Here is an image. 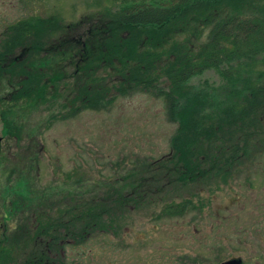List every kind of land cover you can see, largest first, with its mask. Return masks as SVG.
<instances>
[{"label": "trees", "instance_id": "1", "mask_svg": "<svg viewBox=\"0 0 264 264\" xmlns=\"http://www.w3.org/2000/svg\"><path fill=\"white\" fill-rule=\"evenodd\" d=\"M41 19L16 21L0 34L2 116L9 118L20 102L62 106L69 111L61 115L74 116L108 106L116 95L144 92L163 100L178 126L171 153L107 183L101 196L68 197L65 207L49 208L39 226L25 223L15 238L3 231L0 264H62L54 242L48 255L36 236L55 237L64 227L80 243L154 195L197 181L225 182L250 156L264 154V0H137L74 22ZM208 70L222 81L190 83ZM67 78L72 90L65 99L59 95ZM5 132L21 137L12 120L6 119ZM149 170L163 172L152 189L142 175ZM22 180L32 186L29 176ZM193 205L189 198L171 201L156 217ZM15 241L26 246L22 256H14Z\"/></svg>", "mask_w": 264, "mask_h": 264}, {"label": "rangeland", "instance_id": "2", "mask_svg": "<svg viewBox=\"0 0 264 264\" xmlns=\"http://www.w3.org/2000/svg\"><path fill=\"white\" fill-rule=\"evenodd\" d=\"M131 1L137 0H0V34L19 20L53 16L74 22ZM205 81L222 79L208 70L190 83L197 87ZM71 82L66 79L60 97L71 93ZM68 111L20 102L9 116L21 128L20 139L5 136L0 159V227L11 237L32 218H41V208L32 205L42 190L49 201L59 198L63 203L57 206L63 208L68 197L101 196L107 183L172 151L178 124L169 118L163 100L147 93L116 95L108 106L63 116ZM2 123L0 119V130ZM61 172L76 180L63 184L56 175ZM162 173H143L149 177L145 185L150 182L152 189ZM23 175L32 186L24 184ZM183 198L191 199L193 207L156 217L166 203ZM3 219H8L5 226ZM106 229L92 230L80 243L65 242L62 264H223L231 258L264 264V154L250 156L225 182L197 181L154 195L148 204L128 208ZM24 247L15 241L14 256H22Z\"/></svg>", "mask_w": 264, "mask_h": 264}, {"label": "flooded vegetation", "instance_id": "3", "mask_svg": "<svg viewBox=\"0 0 264 264\" xmlns=\"http://www.w3.org/2000/svg\"><path fill=\"white\" fill-rule=\"evenodd\" d=\"M21 52V49H18L15 53H16V55L17 56H19V57H21L20 56V54H17L18 52ZM19 52V53H20ZM27 54H28V52H26L25 54H24V57H26L27 56ZM17 56H14V58L16 59V57ZM23 57V56H22ZM22 57H21V59H22ZM12 59H13V57H12ZM4 64H6V63H4ZM5 106L3 105V106H1L0 105V119L2 120V128H1V130H0V137H1V140H0V159L2 158V155H3V152H2V141L4 140V138H5V136H12V137H14V138H16V136L13 134V135H10V134H7L6 132H5V129H6V119H8V120H12L11 118H6V117H4V116H2L1 115V111H2V109L4 108ZM14 109V108H13ZM12 122L14 123V124H16L15 122H14V120H12ZM17 139V138H16ZM1 161V160H0ZM56 175H57V178L58 179H61V178H64V173H56ZM27 176V175H26ZM40 199L39 200H37V202L35 203V205H32L33 206V209H34V207H40L41 208V211H40V216H41V218L40 219H44L47 215H48V213H49V205H50V203H51V206L53 207V208H55L56 206H57V204H58V201L60 200L59 198H57V199H55V200H53V199H51V200H53V201H49V198L51 197V196H49L48 195V193H45L44 192V190H42L41 192H40ZM60 202V201H59ZM11 214H9V216H10ZM32 216H35V213L33 212L32 214H31ZM38 218H32V220L31 221H28V222H30V225H34V228H36L37 226H39V223H38V220H37ZM8 219H6V220H4L3 219V226H5L6 224V221H7ZM23 222V219H21L20 220V224ZM76 226H77V224H76ZM3 231H5V230H3L2 229V227H0V238H1V233L3 232ZM7 232H8V229L6 230ZM42 231H44V229H42ZM18 231H15V233H17ZM55 233H56V236L55 237H49V235H46V234H44V235H40V236H36V240H39V241H41V242H44L45 243V252L49 255V253H51V255H53L54 253H52L51 252V250L52 249H50L49 248V245H48V243L49 242H54V244H53V246L54 247H58L59 248V250H58V252L57 253H60L61 255H62V252H63V244L65 243V242H69V241H75V238H76V236L75 237H72V236H70L66 231H65V229H64V227H61V229L60 230H57V231H55ZM43 234V233H42ZM55 244H57V245H55ZM56 255V254H55Z\"/></svg>", "mask_w": 264, "mask_h": 264}, {"label": "water", "instance_id": "4", "mask_svg": "<svg viewBox=\"0 0 264 264\" xmlns=\"http://www.w3.org/2000/svg\"><path fill=\"white\" fill-rule=\"evenodd\" d=\"M1 140V137H0ZM242 260L240 258H231L223 262V264H241Z\"/></svg>", "mask_w": 264, "mask_h": 264}]
</instances>
